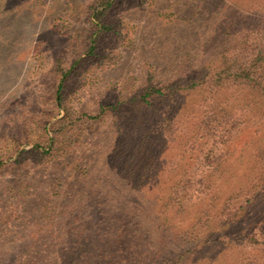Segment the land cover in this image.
<instances>
[{
    "label": "rangeland",
    "instance_id": "rangeland-1",
    "mask_svg": "<svg viewBox=\"0 0 264 264\" xmlns=\"http://www.w3.org/2000/svg\"><path fill=\"white\" fill-rule=\"evenodd\" d=\"M94 2L0 0V264L46 253L50 238L64 236L65 230L74 242L60 248H74L77 261L84 250L92 251L94 237L102 244L97 225L107 212L91 208L98 214L88 224L79 223L80 214L99 203L120 215L122 197L144 184L122 185V173L136 171L135 163L122 159L132 146L122 139V120L131 114L128 108L122 113V97L175 76L192 58L205 62L217 54L221 34H213L223 13L264 10V0H118L108 13L112 31L90 53ZM64 79L65 98L59 101ZM111 104L120 110L96 118L101 105ZM55 135L59 150L53 157L47 153ZM259 145L255 127L246 126L224 162L220 202L253 173ZM155 161L150 157L142 163L151 172ZM146 181L160 186V178L152 175ZM149 199L145 205L151 209ZM152 222L151 214L136 220L133 238L122 232V249L126 243L148 242ZM72 233H82L79 244ZM242 253L247 251L209 245L195 264H233Z\"/></svg>",
    "mask_w": 264,
    "mask_h": 264
},
{
    "label": "trees",
    "instance_id": "trees-1",
    "mask_svg": "<svg viewBox=\"0 0 264 264\" xmlns=\"http://www.w3.org/2000/svg\"><path fill=\"white\" fill-rule=\"evenodd\" d=\"M117 1L95 0L91 5L94 32L89 40L90 53L103 35L112 31L108 13ZM217 30L213 34H221L217 54L205 62L192 58L175 76L122 97V113L125 108L131 113L122 120V139L132 145L122 159L136 164V171L122 173V185L144 184L129 198L122 197L120 215L112 208L106 211L105 204L99 203L80 214L83 220L79 223L88 224L98 214L91 213V208L107 212L96 232L103 243L94 237L92 251L84 250L77 261L74 248H60H69L74 242L65 230L64 236L50 238L46 253L30 254L21 264H188L189 260L195 264L203 260L202 249L209 245L246 250L241 257L237 254L233 264H264V10L223 13ZM71 72L69 69L63 77ZM64 83L65 79L57 93L59 101L65 98ZM119 110L116 105H101L96 118ZM67 117L68 112L61 119L62 127ZM116 124L120 128L118 120ZM248 125L260 135L258 161L253 173L220 202L225 198L219 190L224 162ZM67 134L63 130L62 136ZM58 138L55 135L48 144L47 154L52 151L53 157L59 150ZM35 150L45 156L41 149ZM167 150L169 155L164 152ZM150 157L156 159L151 172L142 163L147 164ZM151 175L160 178V186L145 184ZM60 187L61 182L54 188ZM145 197L151 199L148 202L154 210L146 206ZM150 214L153 225L149 241L126 243L122 249V232L132 236L135 221H145ZM72 236L76 244L82 241V233Z\"/></svg>",
    "mask_w": 264,
    "mask_h": 264
}]
</instances>
